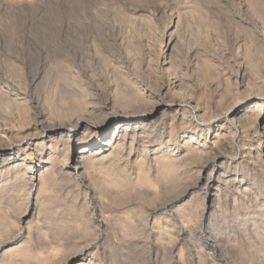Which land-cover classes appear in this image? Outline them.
<instances>
[{
    "label": "rangeland",
    "instance_id": "obj_1",
    "mask_svg": "<svg viewBox=\"0 0 264 264\" xmlns=\"http://www.w3.org/2000/svg\"><path fill=\"white\" fill-rule=\"evenodd\" d=\"M236 1L213 0V3H211L209 0H205L204 4V0H0V59L4 60L5 64L8 63L6 66H3L4 62L0 60V63L3 62L1 63L3 65L0 64V72L4 74L5 77L8 72L9 74H12V77L7 76V79L1 82L4 85L8 84L7 86H10L9 88H11L9 90L13 92L12 94H15L14 91L15 88H18L17 81L19 79H15L13 78V76L17 75L18 72L21 71L19 69L21 60H23L21 58L25 57L26 59H29L26 61V68L29 67V70H34L29 71L27 69L29 72L27 71L28 73H26V78H28L29 84H27V86L26 81L22 80L23 84L19 85V88L22 92L24 91L23 93L28 92V95L30 96L34 94L31 96V98L34 99L33 103L37 105V108L32 111L33 117L29 116L26 113L25 107H18V109L17 106H15V110L14 105H12L9 110V112L12 114V116L10 117H8L10 115L9 113V115H7L6 113L7 117H5V114H2L0 111V143L3 141L1 145L7 144L8 142V144H12L13 146L18 145V137H11V132L15 136L18 131H20L22 128H24V126L27 125L26 122L28 124H35L37 122L36 124L38 125L44 119L50 124H53L54 122V124H57L68 121V118L71 117L70 114H74L72 113L74 111L71 110V108L69 107L70 105L68 104V102H66V97H69V94H65L66 91L61 88L62 85L57 88L56 86L58 85L56 84V82H62V84L68 88V83L66 80L67 75L62 74L67 72H77L78 74H80L81 72L80 76H84V74H87L86 70L84 69L80 71L74 69V64L72 63L74 62V58L72 57V55L74 54L75 49L78 50L80 48L78 51L87 50L89 47H91L90 45H93L95 44V42L99 41L98 38H100V40L101 38L103 40L107 38V40H105L108 44L117 39V36L118 39L125 38L126 40H129L130 38H133L135 40H138L139 47H143H138V49H135V46H133L132 48L139 52L137 54L134 49H130L131 58H133V62L137 61L136 63L138 64V66L140 65L141 69L145 68L142 71L148 72L154 71L158 60H162L161 57H163V51L168 53V50L171 52L174 49L171 62L174 70L177 71L185 86V89H183L184 91L182 92L183 95L181 94V96H177V94L175 95V92L173 91L163 97L156 91H154V98L151 99V101H154L155 105L156 99L158 100L157 104L162 103L164 105H168L169 103L171 104V100H173V98L175 97L174 101H178L180 110H177V113H175L176 109H172L173 111L168 112V114L165 115L166 118L158 117L148 126L149 129L153 127V134L148 140H144L143 138H141L140 142L136 144L135 149L138 155L135 156V158L133 157L132 153V156H130L129 159L130 163L127 162V156L128 154H130L129 148L127 147L123 151L124 157L122 156V154H120L121 152L119 151L112 153L113 155L111 154L110 156H108L109 154L106 153L105 156L107 157L104 158V162L99 161L101 165L98 167L95 166L94 168L93 164L97 162L99 158H102L103 153L96 150V143L92 142L93 147H91V149L93 150V152L89 154V149H85L83 151L85 155H89L88 158L91 162H88L89 167L81 170L82 173L80 172L81 175H79V177L68 172L70 171L72 165H64V163L60 162L59 159H56L60 158L61 152L59 150L57 151V153H54L56 155H52L50 157V159L55 160H50V162H47V164H45L42 168L43 170L41 169L36 179L32 178L35 170L34 166H36L38 163L42 162L44 164V162H46L45 159L48 158L47 151L41 154V156L39 154L42 153L41 151L36 153L32 149H27L25 146H22L17 148L16 154L14 156H0V168L5 167L3 174H1L2 172H0V177L2 175V177L0 178V264H264V124H253V121L256 119L255 113H257L254 107L248 109V112H246L245 114L240 115L242 118L244 117L243 119L238 116L237 120H233L226 116L228 107L233 106V102L235 103V101H245L247 103V98H250L252 94L254 95H252L253 97L251 99H256L255 96L264 94L262 92L264 91V45L262 46V44L257 43L254 39L256 34L264 35V0H255L256 2L254 0H249L250 3L248 2V0L247 2L245 0H241V7L240 5L235 4L237 3ZM222 2L224 5L222 4ZM229 2L232 4H230ZM89 3L90 5H87ZM202 4L204 5V7ZM205 5L208 9L205 8ZM252 5L254 6L253 8L251 7ZM258 5H260L262 8ZM249 6L251 7V9ZM89 7H92V9ZM220 7H222V9ZM88 8L89 10H87ZM200 8L203 11H201ZM254 8L256 11L254 10ZM85 9L87 12L89 11L88 14L86 13ZM90 9L93 11V13ZM239 9L243 11L239 13ZM249 9L254 11H249ZM77 10L79 11L77 12ZM79 12L81 15L79 14ZM83 12H85L86 14H84ZM170 12H174L171 13L173 15H171ZM225 13H228L230 17H228L229 15ZM246 13L248 14L246 15ZM89 14L94 18L92 16L91 18ZM134 14L136 17L134 16ZM201 14L205 19L201 17ZM86 15H88L92 20L89 19ZM131 16L133 19H135L134 21ZM85 17L89 19L88 21L90 23L86 19H84ZM209 17L212 18L213 21ZM231 17L233 19L235 18V22ZM75 18L76 22L74 20ZM81 18V22L77 21ZM129 19L132 20L129 21ZM214 19L217 20L215 21L218 24H216ZM72 21L74 22L73 24L76 25L74 26L75 29L73 28ZM209 23L213 25H205ZM94 24L98 25V31L97 25L95 26ZM214 24L218 28H216ZM236 24L238 25L236 26ZM77 25H82V28H80L79 26L77 27ZM115 25L117 26V28H114L116 27ZM141 25L143 26V28ZM250 25L251 28L249 27ZM118 26L121 28L119 32H117L118 29H120ZM125 27H128L130 30H125ZM209 27H213L214 29H211ZM45 28L48 31H46ZM65 29L67 30V32ZM72 29H74L73 32L71 31ZM82 29L84 30V32ZM111 29L113 30L112 35L110 34ZM241 29L246 30L242 31ZM211 30L213 33L211 32ZM261 30L263 31V34ZM100 31L101 33H99ZM108 31L110 32L108 33ZM126 31L127 33H130L131 31L130 35L133 36L127 37L130 35L125 33ZM172 31H174L172 34L173 36L171 35ZM78 32L81 34H79ZM177 32H179L178 35L182 37H180L181 39L176 35ZM76 33H78L79 36H76ZM93 33H95L94 35L98 37L94 36ZM107 33L110 35H108ZM138 33H142L143 35L141 36L140 34L138 35L139 37H137L136 35ZM216 33L219 34H217V36L219 37H216ZM87 34H90V36ZM210 34L214 36L213 39ZM151 35L152 37L150 40ZM247 35H251L252 40L250 38L251 36L248 38V40ZM91 36H94V38H92ZM155 36L156 38L158 37V39L161 40L159 41L157 39V41L159 42H156V38H154ZM74 38L77 40H75ZM144 38L146 39V42ZM79 39L82 42H80ZM149 40L150 43L148 42ZM151 41H154L156 42V44L158 43L160 45H156L153 42L152 46ZM88 42L93 43L88 46ZM173 42L175 43L174 45L172 44ZM242 42L244 44L246 43L245 46ZM251 42L253 43L252 46ZM177 43L180 45V47ZM83 46H85V48ZM150 46L152 47L150 48ZM185 47H188L189 49H186ZM154 48L158 50L154 51ZM182 48H185L184 51L182 50ZM239 48L241 50H238L237 52V49ZM250 49L252 50L250 51ZM140 51H142L143 53ZM186 51L187 53L189 51L191 52L186 54ZM68 52H70V54ZM249 52L252 53L249 54ZM65 53L66 56L64 55ZM135 53L138 57H140V59L136 56ZM149 53L152 55H150ZM240 53L242 54V56ZM63 55L65 56V58L62 60ZM151 56L152 58H150ZM153 56H159V59H157L158 57L154 58ZM181 57L184 59H188L184 60ZM9 58H11L10 62ZM17 58L19 61L17 60ZM70 58H73L72 61ZM239 58L241 59V61ZM147 59L153 62H150ZM155 59L157 60V62ZM15 60L17 61L15 62ZM62 61L64 63H62ZM66 61H68V63H65ZM202 61L205 62L206 65L205 63H202ZM18 63L20 65H18ZM30 63H34L33 65L35 67ZM71 63L72 65H70ZM179 63H181L184 67L179 65ZM238 63L242 65L244 69H246H242V72L244 71L245 73L244 78H240L239 74L237 73L240 67ZM30 65L32 68L30 67ZM178 65L180 68H182L179 69ZM190 65H194V67ZM200 65L202 68L200 67ZM17 66H19V68ZM65 66H67L66 68L69 67L70 69L68 68V71L65 69V71ZM4 67L7 68L4 69ZM8 68L10 69L7 70ZM14 68L19 69V71H16ZM35 68L37 69L35 70ZM1 69H3L4 71L2 70V72ZM61 69L63 70L62 73ZM13 70L15 72H13ZM178 70H181V72ZM183 72L185 73V75L187 74V77ZM30 74H35V76L32 75L35 79ZM188 74L190 75V77L188 76ZM63 76L66 81L63 79ZM184 77L188 78L189 80H184ZM237 78L239 83L237 82ZM31 81H33V83ZM37 82H40V84ZM194 83L195 85L193 86ZM52 84L56 85L53 86ZM189 86L191 90H189ZM246 87H249V89ZM30 88L33 90V92ZM51 88H56L58 90L61 89L64 93L61 90L58 91L56 89H54V92ZM48 89H51V91H53L51 92L52 98H50L51 93ZM47 92L49 94H47ZM59 92H61L62 96L59 95ZM109 92L111 93L109 87H106L105 93L111 96ZM184 92L189 94H184ZM172 93H174V97L171 96ZM36 97H38V99ZM160 97L162 100L160 99ZM167 97H169L171 100L169 101V98ZM188 98L192 99L189 101ZM236 98H239V100H237ZM98 101H101L99 103L100 106L103 107L102 104L105 101L104 98H97V100H95L97 106H99ZM151 101H149V103L153 104V102ZM186 101L188 102L186 103ZM53 102L55 104H53ZM198 102H200L201 104ZM249 102L250 101H248V103ZM253 102L255 103V100H252L251 104ZM46 103H49V106H46ZM149 103L147 105V108H149L151 105ZM60 104H63L61 105L63 108L60 106ZM66 104L67 106H65ZM55 105H58L60 108L57 109L58 106ZM196 105L199 106V110H195L194 106ZM43 107L50 112H47ZM67 107H69V110H67ZM91 107L92 105L90 106V108ZM121 108L124 110V107ZM129 109L130 108H128L127 110ZM20 110L21 112H19ZM15 111H18V113ZM67 112L69 114L67 117H65L67 115ZM23 113H25L26 115H22ZM247 113L250 115H248ZM60 116L62 117V119L64 118L63 121ZM206 116L209 119H214L209 120ZM12 117L13 119H11ZM29 118L32 120H29ZM1 119L5 122H3ZM10 119L13 121H11ZM19 119L21 121H18ZM23 119L24 121H22ZM125 119H127V117H125ZM176 119L177 121H175ZM37 120L40 122H38ZM242 120L245 121L243 122ZM6 121L13 124H6ZM183 121H185V123ZM238 121L239 123L240 121H242L243 123L241 122L239 124ZM20 122H24L23 125H21L22 123ZM169 124L173 126L171 127ZM2 125H5L6 128ZM215 126H220L221 134L219 137H222L221 139L219 137H209L207 134L208 130H212ZM143 127L144 126L139 127L136 131H142L143 129H145ZM8 128L11 129L9 130ZM154 128L156 131H154ZM255 128L259 130V134L253 144V149L251 152L252 154H246L245 156L248 157L246 159V157L243 155V152H241V148H243L244 141L247 138V132L252 130V132H254L256 130ZM131 131L132 130H129V132ZM174 131L175 133L172 134ZM227 131L229 132L227 133ZM169 133L171 135H169ZM192 133H196V138L191 137ZM242 133L244 134L241 135ZM86 138L87 134L85 133V135L81 137V141ZM42 139V136L35 137L33 138V143L40 142L42 141ZM92 140L94 139L92 138ZM63 144L65 147H67V144L62 142L61 148L64 147ZM74 144L76 146L81 145V143H79L78 141H75ZM215 144H217V146ZM145 147L149 150L147 149V153L144 155V157H142V153L140 152L144 151L146 149ZM257 148L260 149L259 156L255 155V150ZM202 149L204 150L203 152ZM205 149L209 152H207ZM127 150L129 151V153ZM193 150L197 152H194ZM190 151L193 152V154H191ZM215 151H218L216 152L218 153V155L213 153ZM157 152L160 153L157 154ZM148 153L150 155H147ZM114 155L115 157H113ZM95 156L96 159L94 158ZM157 156L159 157V159H161L159 161L157 160L158 163L154 159H158ZM212 157L214 159H220L221 162H214V159ZM132 158H135L137 160L139 159L138 162L141 160L142 161L134 164ZM164 159L165 161L163 162ZM259 159H263V161ZM169 160L172 162V164ZM254 161L257 164H253ZM165 162L167 166H170L169 168L164 165ZM8 165H12L9 166L10 169L9 167H7ZM19 165L21 167H19ZM123 165L126 168H124ZM195 165H197L198 167ZM120 166H122V168ZM165 166L168 169H166ZM202 166L205 168L204 172H201ZM60 169H62V171H60ZM85 169L86 171H84V173L83 170ZM110 169L115 170V173ZM64 170L67 173L65 175V172L63 173ZM141 170L144 171H142L143 174ZM150 171L152 172L150 173ZM213 171L217 175H212ZM137 172L140 173H138L137 175ZM87 174H90V176H92V179ZM139 174L141 175V178ZM146 175H148V177ZM87 176H89V178ZM139 179H141V182L138 181ZM99 180L101 181V183ZM5 181L7 183H5ZM136 181H138L140 184H138V182ZM142 182L144 183L142 184ZM105 184H108L109 186H106ZM129 188L130 190L128 191ZM79 189H81L80 193ZM99 190H101L102 192ZM75 193L77 194V196ZM176 197L178 199H176ZM85 201H87L88 203ZM90 217L91 219H89ZM104 220L105 223L103 222ZM90 221L93 222L91 223ZM102 229L104 230V232ZM95 233L97 236L95 235Z\"/></svg>",
    "mask_w": 264,
    "mask_h": 264
},
{
    "label": "bare ground",
    "instance_id": "obj_2",
    "mask_svg": "<svg viewBox=\"0 0 264 264\" xmlns=\"http://www.w3.org/2000/svg\"><path fill=\"white\" fill-rule=\"evenodd\" d=\"M85 1V0H84ZM88 1H90V0H88ZM202 1V0H201ZM211 3H213L211 0H209ZM218 1V0H217ZM222 1V0H221ZM236 1V0H235ZM244 1V0H243ZM246 2H247V0H245ZM251 1H253V0H251ZM255 1V0H254ZM257 1V0H256ZM255 1V2H256ZM259 1V0H258ZM262 1V0H261ZM260 1V2H261ZM237 3H235L236 5H240V7H241V0L240 1H236ZM248 2L250 3V1L248 0ZM254 2V3H255ZM230 3V2H229ZM232 3H233V1H232ZM232 3H230V4H232ZM253 3V2H252ZM259 3V2H258ZM262 3V2H261ZM85 4V3H84ZM204 4H205V0H204ZM222 4H223V2H222ZM264 4V3H263ZM87 5H90V3L89 4H87ZM93 5V4H92ZM203 5V4H202ZM202 5H200V6H202ZM211 5V4H210ZM219 5V4H218ZM224 5V4H223ZM229 5V4H228ZM249 5V4H248ZM251 5V4H250ZM257 5V4H256ZM85 6V5H84ZM208 6V5H207ZM258 6H260V5H258ZM258 6H256V7H258ZM263 6V5H262ZM203 7H204V5H203ZM209 7V6H208ZM233 7H234V5H233ZM236 7V6H235ZM240 7H238V8H240ZM250 7V6H249ZM252 8L254 7L253 5L251 6ZM251 7H250V9H251ZM261 7V6H260ZM89 8H91L92 9V7H89ZM89 8L87 9V10H89ZM205 8H207L206 7V5H205ZM210 8V7H209ZM212 8V7H211ZM218 8V7H217ZM221 9H222V7H220ZM232 8V7H231ZM245 8H248V7H245ZM262 8V7H261ZM90 9V10H91ZM94 9V8H93ZM208 9V8H207ZM214 9H216V8H214ZM213 9V10H214ZM225 9V8H224ZM235 9V8H234ZM237 9V8H236ZM242 9V8H241ZM241 9H239L240 11H239V13L241 12V11H243V10H241ZM249 9V11H252V10H250ZM260 9V8H259ZM95 10V9H94ZM200 10H201V8H200ZM210 10V9H209ZM227 10V9H226ZM225 10V11H226ZM231 10V9H230ZM233 10V9H232ZM244 10H246V9H244ZM254 10H255V8H254ZM253 10V11H254ZM262 10V9H261ZM260 10V11H261ZM79 10H77V12H78ZM83 11V10H82ZM85 11H86V9H85ZM92 11V10H91ZM201 11H203V10H201ZM211 11V10H210ZM220 11V10H219ZM248 11V12H249ZM252 11V12H253ZM256 11V10H255ZM263 11V10H262ZM89 12V11H88ZM88 12L86 11V13L88 14ZM95 12V11H94ZM129 12V11H128ZM139 12V11H138ZM206 12V11H205ZM204 12V13H205ZM212 12V11H211ZM210 12V13H211ZM216 12V11H215ZM215 12H213V13H215ZM222 12V11H221ZM220 12V13H221ZM231 12V11H230ZM245 12V11H244ZM251 12V13H252ZM259 12V11H258ZM84 14H86L85 12H83ZM92 13H93V11H92ZM99 13V12H98ZM135 13V12H134ZM171 13H174V12H170V14ZM264 13V12H263ZM79 14H80V12H79ZM130 14V13H129ZM137 14V13H136ZM167 14V13H166ZM203 14V13H202ZM202 14H201V17H203L202 16ZM225 14H228V13H225ZM234 14V13H233ZM248 13H246V15H247ZM256 14V13H255ZM259 14V13H258ZM81 15V14H80ZM90 15V14H89ZM96 15V14H95ZM126 15V14H125ZM132 15V14H131ZM171 15H173V14H171ZM229 15V14H228ZM227 15V16H228ZM239 15V14H238ZM260 15H263V14H260ZM76 16H77V14H76ZM75 16V17H76ZM79 16V15H78ZM86 16H88V15H86ZM92 15H90V17H91ZM134 16H135V14H134ZM179 16V15H178ZM199 16H200V14H199ZM205 16V15H204ZM211 16V15H210ZM254 16V15H253ZM84 17V16H83ZM89 16H88V18L89 19H91ZM96 17H98V16H96ZM128 17V16H127ZM136 17V16H135ZM174 17V16H173ZM176 17V16H175ZM228 17H230V15L228 16ZM250 17V16H249ZM94 18V17H93ZM131 18H132V16H131ZM138 18V17H137ZM204 18V17H203ZM210 18V17H209ZM232 18V17H231ZM244 18H245V14H244ZM254 18H256V17H254ZM257 18H258V16H257ZM84 19H86L87 21L89 20V19H87L86 17L84 18ZM83 19V20H84ZM133 19V18H132ZM131 19V20H132ZM141 19V18H140ZM179 19H180V17H179ZM199 19H200V17H199ZM205 19V18H204ZM212 21H213V19L212 18H210ZM217 19V18H216ZM216 19H214V21L216 20ZM233 19V18H232ZM235 19V18H234ZM233 19V20H234ZM75 20V22H76V18L74 19ZM92 20V19H91ZM130 19H129V21H131ZM135 19H133V21H134ZM232 20V21H233ZM77 21H82V18L81 19H78ZM85 21V20H84ZM140 21V20H139ZM177 21V20H176ZM175 21V22H176ZM201 21H202V18H201ZM204 21H206V20H204ZM204 21H203V23H204ZM217 21V20H216ZM215 21V22H216ZM238 21V20H237ZM243 21H245V20H243ZM248 21H249V19H248ZM250 21H252V20H250ZM79 22V23H80ZM89 22V21H88ZM169 22H170V20H169ZM178 22V21H177ZM234 22H235V20H234ZM74 22L72 21V24H73ZM78 23V24H79ZM84 23V22H83ZM90 23V22H89ZM126 23V22H125ZM134 23V22H133ZM138 23V22H137ZM207 23V22H206ZM239 23V22H238ZM77 24V23H76ZM85 24V23H84ZM169 24V23H168ZM176 24H178V23H176ZM216 24H218L217 22H216ZM233 24V23H232ZM235 24V23H234ZM83 25V24H82ZM82 25H77V27L79 26L80 28H82L81 26ZM93 25V24H92ZM95 25V24H94ZM97 25V24H96ZM95 25V26H96ZM125 25V24H124ZM178 25H180V24H178ZM205 25H207V26H210L211 24L209 23V24H205ZM213 25V24H212ZM211 25V26H212ZM215 25V24H214ZM238 24H236V26H237ZM247 25V24H246ZM254 25V24H253ZM74 26H76V25H74L73 24V28H74ZM84 26V25H83ZM116 26V25H115ZM127 26V25H126ZM142 26V25H141ZM141 26H140V28H141ZM146 26V25H145ZM207 26H205V27H207ZM216 26V25H215ZM243 26V25H242ZM257 26V25H256ZM90 27V26H89ZM93 27V26H92ZM91 27V28H92ZM103 27V26H102ZM105 27V26H104ZM109 27V26H108ZM119 27V26H118ZM129 27H131V26H129ZM137 27V26H136ZM167 27V26H166ZM204 27V28H205ZM240 27H241V24H240ZM240 27H239V29H240ZM246 27V26H245ZM248 27V26H247ZM250 28H251V25L249 26ZM106 28V27H105ZM110 28V27H109ZM108 28V29H109ZM114 28H117V26L116 27H114ZM120 28V27H119ZM142 28H143V26H142ZM168 28V27H167ZM174 28H176V27H174ZM180 28V27H179ZM209 28H211V27H209ZM208 28V29H209ZM213 28V27H212ZM211 28V29H212ZM216 28H218L217 26H216ZM215 28V29H216ZM244 28V27H243ZM46 29V28H45ZM44 29V30H45ZM64 29V28H63ZM69 29V28H68ZM75 29V28H74ZM74 29H72L71 31L73 32V30ZM93 29V28H92ZM95 29V28H94ZM126 29H129L128 27L126 28L125 27V30ZM136 29H138V28H136ZM207 29V30H208ZM214 29V28H213ZM254 29H255V27H254ZM66 30V29H65ZM70 30V29H69ZM83 30V29H82ZM99 30V27H98V25H97V31ZM117 30V29H116ZM119 30H121V28L120 29H118V31L117 32H119ZM124 30V31H125ZM130 30V29H129ZM129 30H127V31H129ZM135 30V29H134ZM178 30V29H177ZM180 30V29H179ZM181 30H182V28H181ZM217 30V29H216ZM242 31L244 30H246V29H241ZM250 30V29H249ZM46 31H48L47 29H46ZM77 31V30H76ZM75 31V32H76ZM79 31V30H78ZM80 31H81V29H80ZM79 31V32H80ZM90 31H92V30H90ZM95 31V30H94ZM97 31H96V33H97ZM102 31V30H101ZM101 31L99 32V33H101ZM107 31V30H106ZM112 29H111V35L113 34L112 33ZM115 31V30H114ZM127 31L125 32V33H127ZM132 31H133V29H132ZM149 31V30H148ZM248 31V30H247ZM262 31V30H261ZM65 32V31H64ZM66 32H67V30H66ZM78 32V33H79ZM83 32H84V30H83ZM83 32H82V34H83ZM89 32V31H88ZM87 32V33H88ZM104 32V31H103ZM110 31H108V33H109ZM121 32V31H120ZM134 32V31H133ZM137 32V31H136ZM173 32L174 31H172V33H171V35L173 34ZM208 32V31H207ZM211 32H212V30H211ZM240 32V31H239ZM250 32H251V30H250ZM256 32V31H255ZM78 33H76V36L78 35ZM90 33V32H89ZM107 33V34H108ZM116 33V32H115ZM130 33H131V31H130ZM130 33H127V34H129L130 35ZM143 33V32H142ZM142 33H140L141 34V36L143 35ZM165 33V32H164ZM178 33L179 32H177V36H179L178 35ZM213 33V32H212ZM215 33V32H214ZM219 33V32H218ZM218 33H216V37H219V36H217V34ZM252 33V32H251ZM257 33V32H256ZM79 34H81V33H79ZM95 33H93V35H94ZM110 34H108V35H110ZM121 34V33H120ZM133 34V33H132ZM134 34H135V32H134ZM139 33L136 35L137 37H139L138 35H140ZM145 34V33H144ZM238 34V33H237ZM240 34V33H239ZM248 34V33H247ZM254 34V33H253ZM252 34V35H253ZM262 34H263V31H262ZM87 35H89L90 36V34H87ZM100 35V34H99ZM115 35V34H114ZM117 35V34H116ZM147 35V34H146ZM163 35V34H162ZM166 35V34H165ZM170 35V36H171ZM206 35H207V33H206ZM209 35V34H208ZM219 35V34H218ZM241 35V34H240ZM73 36H75V35H73ZM79 36V35H78ZM81 36H83V35H81ZM80 36V37H81ZM94 36H96V35H94ZM94 36L92 37V38H94ZM122 36V35H121ZM126 36V35H125ZM133 36V35H132ZM131 35L130 36H127V37H132ZM135 36V37H136ZM157 36V35H156ZM156 36L154 37V38H156ZM164 36V35H163ZM173 36V35H172ZM210 36H212L211 34H210ZM248 36V35H247ZM251 36V35H250ZM250 36H248L247 37V39L250 37ZM87 37V36H86ZM96 37H98V36H96ZM106 37V36H105ZM104 37V38H105ZM111 37H113V36H111ZM123 37V36H122ZM146 37V36H145ZM148 37H149V35H148ZM151 37H152V35L150 36V40H151ZM166 37V36H165ZM176 37V36H175ZM181 36H179V38H180ZM213 37L214 36H212V39H213ZM76 38V37H75ZM74 38V39H75ZM82 38V37H81ZM84 38V37H83ZM90 38V37H89ZM91 38V39H92ZM116 38V37H115ZM114 38V39H115ZM161 38V37H160ZM170 38V37H169ZM182 38V37H181ZM180 38V39H181ZM208 38V37H207ZM245 38V37H244ZM251 38V40H252V36L250 37ZM95 39H97V38H95ZM95 39H93V40H95ZM99 39V41L98 42H95V41H93V42H95V44H93V45H90L91 43H93V42H91V43H89L88 42V46L90 45L91 47H89L87 50H85V51H78L77 49H75V52H74V54L72 55V57L74 58H72L73 60H74V62H72L74 65H73V67H74V69H77V70H82V69H84V70H86V75L84 74V76H80L81 75V72H80V74H78L77 72L76 73H74V72H70V73H64V74H62V75H67V78H66V80H67V86H68V88L66 87V86H64L63 84H62V82L60 83V82H56V84L58 85V86H56L57 88H59L61 85V88L64 90V91H66L65 92V94L66 93H68L69 95V97H66V99L68 100H66V102H68V104L70 105L69 107L71 108V110H73L74 112H72V113H74V114H70L71 115V117L70 118H68V121L67 122H61V123H57V124H50V123H48L45 119L44 120H42L41 122L40 121H38V122H40L38 125L35 123V124H28L27 122H26V126H24V128H22L20 131H18V133L17 134H15V136L12 134V132H11V137H18L17 138V144L18 145H16V146H13L12 144H4V145H1V143L3 142H1L0 143V156L1 157H4L5 155H9V156H14L15 154H16V151H17V148H19V147H22V146H25L27 149L29 148V149H32L34 152H42V153H39L40 155L41 154H43L45 151H47V157L48 158H46L45 160H46V162H44V164L41 162V163H38L36 166H34V173H33V175H32V178H36L37 179V176L39 175V173H40V171H41V169L44 167V165L45 164H47V162H50V160H52V159H50V157L52 156V155H56V154H54V153H57V151H59L60 150V152H61V155H60V158H56L57 160L59 159L60 160V162H62V163H64V165H68V166H70V165H72L71 166V168H70V171H68V172H70L72 175H75V176H78L79 177V175H81L80 174V172L82 173V169H84V168H86V167H89L88 165V162H91L90 160H89V158H88V156L87 155H85L84 154V150L85 149H89V154H91L92 152H93V150L91 149V147H93V145H92V142H95L96 143V146H97V149L96 150H98L99 152H101V153H103V156H102V158H99V160L97 161V162H95L94 164L93 163H91V164H93V166H94V168H95V166L96 167H98V166H100L101 164H100V162L99 161H103L104 160V158L105 157H107V156H105V154L106 153H108L109 155L108 156H110L112 153H114V152H116V151H119V152H121L120 154H122V156L124 157V155H123V151L125 150V148H129V151H130V154H128V156H127V158H128V163H130L129 162V159H130V156H132V153H133V157H135V156H137L138 155V153H137V151H136V149H135V146H136V144L138 143V142H140V140H141V138H143L144 140H148L151 136H152V134H153V127H151V129H149L148 128V126L154 121V120H156V118H158V117H165V115L166 114H168V112H171V111H173L172 109H176V112L175 113H177V110H180V106H179V103H178V101H174V99H175V97L173 96V94L174 93H172V95L171 96H173L172 98H173V100H171L169 97H167V98H169V101L171 100V104L169 103L168 105H164V104H162V103H158L157 104V99H156V105L154 104V101H151V99H153L154 98V91H156L159 95H161V96H165V95H167L168 93L170 94L171 92H175V95L177 94V96H181V94H182V92L184 91L183 89H185L184 87V83L182 82V80H181V78L179 77V74L177 73V71H175L174 70V67H173V65H172V62H171V58H172V54H173V50L170 52L169 50H168V53L167 52H164L163 51V57H161L162 58V60H158V62H157V60H156V62H157V64H156V68L154 69V71H152V72H148V71H142V70H144L145 68H142L141 69V67H140V65L138 66V64L136 63V62H133L132 61V59L133 58H131V50L130 49H138V47H139V41L138 40H135V39H129V40H126L125 38H119L118 39V36H117V39H113L114 41H112L110 44H108L107 42H106V40H107V38H105L104 40L101 38V40H100V38H98ZM112 39V38H111ZM139 39V38H138ZM143 39V38H142ZM145 39V38H144ZM148 39V38H147ZM157 39H158V37L156 38V42H159L161 39H158L159 41H157ZM162 39H163V37H162ZM171 39V38H170ZM176 39V38H175ZM209 39H210V37H209ZM217 39V38H216ZM255 40H256V42L257 43H260V44H262V46L264 45V35H261V34H256V36H255V38H254ZM253 39V40H254ZM75 40H77V39H75ZM82 40V39H81ZM109 40V39H108ZM150 40L148 41L149 43H150ZM152 40H154V39H152ZM166 40V39H165ZM177 40H179V39H177ZM237 40V39H236ZM240 40V39H239ZM249 40V39H248ZM247 40V41H248ZM79 41H80V39H79ZM91 41V40H90ZM97 41V40H96ZM170 41V40H169ZM169 41H167V42H169ZM232 41V40H231ZM247 41H245V42H247ZM76 42V41H75ZM80 42H82V41H80ZM80 42H79V44H80ZM142 42V41H141ZM145 42H146V39H145ZM154 42V41H153ZM153 42L151 41V43H152V46H153ZM156 42H154L155 44H156ZM172 42V41H171ZM176 42V41H175ZM236 42V41H235ZM234 42V43H235ZM73 43H74V41H73ZM161 43H163V42H161ZM243 43V42H242ZM249 43H250V41H249ZM83 44V43H82ZM141 44V43H140ZM173 45L175 44L174 42L172 43ZM178 44V43H177ZM246 44V43H245ZM245 44L243 43V45L245 46ZM252 42H251V46H252ZM76 45V44H75ZM74 45V46H75ZM142 45V44H141ZM147 45H149V44H147ZM156 45H160V44H156ZM162 45V44H161ZM164 45V44H163ZM179 45V44H178ZM234 45V44H233ZM247 45H248V43H247ZM78 46H80V45H78ZM133 46H135L134 48H132ZM152 46H150V48L152 47ZM184 46V45H183ZM238 46V45H237ZM239 46H240V44H239ZM84 48H85V46H83ZM143 47V46H142ZM142 47H139V48H142ZM145 47H146V45H145ZM145 47H144V49H145ZM161 47V46H160ZM176 47V46H175ZM174 47V48H175ZM179 47H180V45H179ZM179 47H177V48H179ZM248 47V46H247ZM75 48V47H74ZM73 48V49H74ZM159 48V47H158ZM186 48V47H185ZM184 48V49H185ZM188 48V47H187ZM186 48V49H187ZM191 48V47H190ZM236 48H238V47H236ZM245 48V47H244ZM243 48V49H244ZM250 48V47H249ZM248 48V49H249ZM134 49V50H135ZM184 49L182 48V50L184 51ZM189 49V48H188ZM72 50V49H71ZM70 50V51H71ZM77 50V51H76ZM84 50V49H83ZM139 50H141V49H139ZM143 50V49H142ZM154 51L155 50H158V49H153ZM160 50V49H159ZM171 50V49H170ZM177 50V49H176ZM238 50H241L240 48L239 49H237V52H238ZM252 49H250V51H251ZM264 50V49H263ZM262 50V51H263ZM133 51V50H132ZM136 51V50H135ZM144 51V50H143ZM146 51H148V50H146ZM181 51V50H180ZM244 51V50H243ZM254 51V50H253ZM134 52V51H133ZM137 52V51H136ZM139 52V51H138ZM138 52H137V54H138ZM140 52H142V51H140ZM153 52V51H152ZM176 52V51H175ZM189 52H191V51H189ZM188 52V53H189ZM264 52V51H263ZM67 53V52H66ZM66 53L64 54L65 56H66ZM69 54H70V52H68ZM143 53V52H142ZM142 53H139V54H142ZM155 53V52H154ZM177 53V52H176ZM175 53V54H176ZM179 53V52H178ZM186 54H188L187 53V51L185 52ZM252 53V52H251ZM250 52H249V54H251ZM259 53V52H258ZM262 53V52H261ZM260 53V54H261ZM136 54V53H135ZM137 54H136V56H137ZM150 54V53H149ZM182 54V53H181ZM193 54V53H192ZM238 54V53H237ZM241 54V53H240ZM62 56L63 58H62V60L65 58V56ZM145 55V54H144ZM150 55H152V54H150ZM155 55V54H154ZM183 55V54H182ZM264 55V54H263ZM262 55V56H263ZM133 56V55H132ZM143 56V55H142ZM176 56H178V55H176ZM175 56V57H176ZM189 56V55H188ZM241 56H242V54H241ZM71 57V56H70ZM138 57V56H137ZM144 57V56H143ZM148 57V56H147ZM154 58H156V57H158L157 59H159V56H153ZM184 57V56H183ZM214 57V56H213ZM264 57V56H263ZM8 58V57H7ZM68 58H69V56H68ZM68 58H66V59H68ZM139 59H140V57H138ZM145 58V57H144ZM149 58V57H148ZM150 58H152V56L150 57ZM182 58V57H181ZM10 59L11 58H9V62H10ZM20 59V58H19ZM21 59H23V60H21V65L18 63V65H20V68H19V66H17L21 71L20 72H18V74L17 75H14L13 76V78H15V79H19L17 82H18V88H15V91H14V93L15 94H12L13 92L12 91H10L9 89H11V88H9L10 86H7V85H4L1 81H5L7 78V76H9V77H12V74H9V72L7 71V70H9L10 68H8L6 71L8 72V74L6 75V77L4 76V74H2L1 72H0V111H1V113L2 114H5V117H7L6 116V113H7V115H9L8 117H10V116H12V114L9 112V110H10V107L12 106V105H14V108H15V106H17V108L18 107H25V109H26V113L29 115V116H32V111L33 110H35L36 108H37V105H35L34 103H33V98H31V96L32 95H34V94H32L31 96L30 95H28V92H25V93H23L22 91H21V89L19 88V85H21V84H23V81L25 80L26 81V85L27 84H29L28 83V78H26V73H28L30 70L28 69V68H26V61L27 60H29V59H26L25 57L24 58H21ZM65 59V60H66ZM71 59V58H70ZM72 59H71V61H72ZM173 59H174V57H173ZM177 59V58H176ZM179 59V58H178ZM182 59H184V58H182ZM186 59H188V58H186ZM186 59H184V60H186ZM240 59V58H239ZM0 60H2V59H0ZM7 60V59H6ZM17 60H18V58H17ZM17 60H15V62L17 61ZM138 60V59H137ZM143 60V59H142ZM147 60H149V59H147ZM147 60H146V62H147ZM154 60V61H155ZM184 60H183V62H184ZM211 60H213V59H211ZM3 62H4V60H2ZM19 61V60H18ZM32 61V60H31ZM70 61V62H71ZM140 61V60H139ZM144 61V60H143ZM150 61V60H149ZM201 61V60H200ZM199 61V62H200ZM206 61V60H205ZM209 61V60H208ZM240 61H241V59H240ZM261 61H262V59H261ZM3 62H1V63H3ZM37 62H39V61H37ZM36 62V63H37ZM142 62V61H141ZM150 62H153V61H150ZM182 62V61H181ZM246 62V61H245ZM244 62V63H245ZM0 63V64H1ZM62 63H64L63 61H62ZM65 63H68V61H66ZM72 63L70 64V65H72ZM187 63H189V62H187ZM202 63H205V62H203L202 61ZM240 63H242V62H240ZM248 63V62H247ZM8 64V63H7ZM7 64H5V62H4V65L3 64H1V65H3V66H6ZM13 64V63H12ZM31 65H33L32 63H30ZM38 64V63H37ZM147 64H148V62H147ZM197 64V63H196ZM208 64V63H207ZM239 64V63H238ZM0 65V66H1ZM11 65V64H10ZM14 65V64H13ZM12 65V66H13ZM28 65V64H27ZM31 65H30V67H31ZM39 65V64H38ZM64 65V64H63ZM67 65V64H66ZM69 65V64H68ZM142 65H143V63H142ZM141 65V66H142ZM179 65H181V66H183L181 63H179ZM179 65H178V67H179ZM205 65H206V63H205ZM240 65V64H239ZM245 65V64H244ZM34 66V65H33ZM190 66H192V65H190ZM8 67V66H7ZM7 67H4V69H6ZM35 67V66H34ZM33 67V68H34ZM67 66H65V68H64V70L66 69L67 71H68V68H66ZM145 67H147V66H145ZM149 67V66H148ZM150 67H151V64H150ZM153 67V66H152ZM178 67H177V69H178ZM184 67V66H183ZM188 67V66H187ZM192 67H194V65L192 66ZM197 67V66H196ZM196 67H195V69H196ZM200 67H201V65H200ZM213 67V66H212ZM239 67V66H238ZM237 67V68H238ZM32 68V67H31ZM37 68H38V66H37ZM37 68H35V70L37 69ZM182 68V67H181ZM180 67H179V69H181ZM202 68V67H201ZM246 68V67H245ZM13 69V68H12ZM15 69V68H14ZM19 69H15L16 71H19ZM29 71H28V70ZM70 69V68H69ZM147 69V68H146ZM149 69V68H148ZM152 69V68H151ZM188 69V68H187ZM186 69V70H187ZM242 69L243 70H246V69H244V67L242 66V65H240V67H239V70H238V74H239V76H240V78H244L245 77V73H244V71L242 72ZM247 69H248V67H247ZM3 69H1V71H2ZM34 69H32L31 71H33ZM65 70V71H66ZM194 70V69H193ZM192 70V71H193ZM201 70V69H200ZM4 71V70H3ZM2 71V72H3ZM28 71V72H27ZM62 69H61V73H62ZM72 71V70H71ZM78 71V72H79ZM178 71H180L181 72V70H178ZM11 72V71H10ZM13 72H15L14 70H13ZM38 72V71H37ZM187 72V71H186ZM189 72V71H188ZM60 73V72H59ZM184 73V72H183ZM236 73V74H237ZM251 73V72H250ZM182 74V73H181ZM237 74V75H238ZM31 75V74H30ZM29 75V76H30ZM33 75V74H32ZM31 75V76H32ZM184 75H185V73H184ZM183 75V76H184ZM187 75V74H186ZM185 75V76H186ZM232 75V74H231ZM236 75V76H237ZM33 76H35V74L33 75ZM32 76V77H33ZM188 76L190 77V75L188 74ZM235 76V77H236ZM39 77V76H38ZM59 77V76H58ZM187 77V76H186ZM192 77V76H191ZM234 77V78H235ZM13 78H12V80H13ZM34 78V77H33ZM193 78V77H192ZM230 78V77H229ZM262 78V77H261ZM14 79V80H15ZM29 79H32V78H29ZM35 79V78H34ZM63 79H64V76H63ZM182 79H183V77H182ZM185 79H188V78H185L184 77V80ZM197 79V78H196ZM232 79V78H231ZM236 79V78H235ZM235 79H234V81H235ZM11 80V79H10ZM23 80V81H22ZM60 80H62V79H60ZM65 80V79H64ZM65 80V81H66ZM183 80V81H184ZM189 80V79H188ZM35 81V80H34ZM39 81V80H38ZM56 81V80H55ZM247 81V80H246ZM32 83H33V81H31ZM193 82V81H192ZM195 82V81H194ZM237 82H238V78H237ZM6 83V82H5ZM7 83H8V81H7ZM9 83H10V81H9ZM12 83V82H11ZM36 83V82H35ZM37 83H39L40 84V82H37ZM186 83V82H185ZM196 83V82H195ZM195 83L193 84V86L195 85ZM239 83V82H238ZM252 83V82H251ZM15 84V83H14ZM56 84H52L53 86H55ZM65 84V83H64ZM237 84V83H236ZM247 84H248V82H247ZM10 85V84H9ZM48 85V84H47ZM238 85H240V84H238ZM13 86V85H12ZM28 86V85H27ZM35 86V85H34ZM38 86V85H37ZM50 86H51V84H50ZM49 86V87H50ZM52 86V87H53ZM186 86H187V84H186ZM16 87V86H15ZM106 87H109V89H110V91H111V96H109V94L107 95L106 93H105V88ZM155 87V88H154ZM241 87V86H240ZM245 87V86H244ZM262 87V86H261ZM33 88H35V87H33ZM70 88V89H69ZM154 88V89H153ZM189 88H190V86H189ZM198 88V87H197ZM228 88V87H227ZM238 88V87H237ZM246 88H248L249 89V87H246ZM13 89V88H12ZM31 89V88H30ZM52 89V88H51ZM51 89H48V90H50V93L51 92H53L54 91V89H56V88H53L52 90L53 91H51ZM188 89V88H187ZM236 89V88H235ZM28 90V89H27ZM32 90V89H31ZM56 90H58V89H56ZM59 90H61V89H59ZM58 90V91H59ZM107 90V89H106ZM189 90H191V88L189 89ZM197 90V89H196ZM229 90V89H228ZM237 90V89H236ZM246 90V89H245ZM26 91V90H25ZM58 91H56V92H58ZM62 91V90H61ZM109 91V90H108ZM186 91H188V90H186ZM203 91V90H202ZM32 92H33V90H32ZM49 92V91H48ZM47 92V94H49ZM55 92V91H54ZM63 92V91H62ZM263 93H264V91H262ZM60 93V94H59ZM59 93H57V94H59V95H61V92H59ZM64 93V92H63ZM62 93V94H63ZM246 93V92H245ZM252 93V92H251ZM56 94V95H57ZM157 94V95H158ZM184 94H189V93H185L184 92ZM194 94V93H193ZM236 94V93H235ZM249 94V93H248ZM58 95V96H59ZM183 95V94H182ZM196 95V94H195ZM252 95H254V94H252ZM250 96V98H247L248 99V101H250L249 103H248V101H247V103L244 101V102H237V101H235V103L233 102V106H229L228 107V110H227V112H226V109H225V112H226V116L227 117H229V118H231V119H233V120H237V117L238 116H240V115H243V114H245L246 112H248L247 110L248 109H250L251 107H254V109L257 111V113H255L256 114V117L255 116H253V117H255L256 119L253 121V119H252V121H253V124H258V123H261V124H264V94L263 95H260V96H258L257 94V96H255L256 97V99H251L253 96ZM52 96V93H51V95H50V98H52L51 97ZM62 96V95H61ZM63 96H65V95H63ZM186 96V95H185ZM191 96V95H190ZM246 96V95H245ZM248 96V95H247ZM38 97H40V96H38ZM38 97H36L37 99H38ZM56 97V96H55ZM189 97V96H188ZM235 97H236V95H235ZM238 97H239V95H238ZM45 98V97H44ZM61 98V97H60ZM97 98L98 99H101V98H104V103L102 104L103 105V107H101L100 106V103L99 102H101V101H98V103H99V106H97V103L95 102V100H97ZM179 98V97H178ZM185 98V97H184ZM263 98V99H262ZM47 99V98H46ZM45 99V100H46ZM55 99V98H54ZM160 99H161V97H160ZM192 99V98H191ZM190 98H188V100L190 101L191 100ZM237 100H239V98H236ZM235 99V100H236ZM48 100V99H47ZM53 100V99H52ZM57 100V99H56ZM55 100V101H56ZM162 100V99H161ZM164 100V99H163ZM176 100H177V98H176ZM187 100V99H186ZM252 100L254 101L255 100V103L253 102L252 104H251V102H252ZM39 101H41V100H39ZM60 101V100H59ZM58 101V102H59ZM64 101H65V98H64ZM149 101H151V102H153V104H151V103H149ZM180 101V100H179ZM241 101V100H240ZM45 102V101H44ZM47 102H49V101H47ZM165 102V101H164ZM188 101H186V103H187ZM42 103H43V101H42ZM96 103V104H95ZM148 103L149 104H151V105H153V106H151L150 105V107L149 108H147V105H148ZM185 103V104H186ZM197 103V102H196ZM198 103H200V102H198ZM41 104V103H40ZM47 104V103H46ZM49 104V103H48ZM46 105V106H49V105ZM51 104V103H50ZM53 104H55L54 102H53ZM201 104V103H200ZM61 105H63V104H60V106ZM92 105V107L90 108V106ZM199 105V104H198ZM198 105H196V106H194V108H195V110H199L200 108H199V106ZM45 106V105H44ZM52 106V105H51ZM50 106V107H51ZM55 106H58V105H55ZM65 106H67V104L65 105ZM120 106V107H119ZM182 106V105H181ZM190 106V105H189ZM226 106V105H225ZM62 107V106H61ZM69 107H67L68 109L67 110H69ZM121 107H124V110L121 108ZM128 109V108H130L129 110H127L126 108ZM202 107V106H201ZM13 108V107H12ZM44 108V107H43ZM58 108H60L59 106L57 107V109ZM63 108V107H62ZM65 108V107H64ZM190 108V107H189ZM193 108V107H192ZM227 108V107H226ZM19 109V108H18ZM21 109V108H20ZM40 109V108H39ZM46 111H47V109L46 108H44ZM56 109V108H55ZM12 110V109H11ZM15 110H16V108H15ZM24 110V109H23ZM49 110V109H48ZM60 110V109H59ZM64 110V109H63ZM66 110V109H65ZM66 110V111H67ZM182 110V109H181ZM202 110V109H201ZM204 110V109H203ZM15 112H17L18 113V111H15ZM19 112H21V110L19 111ZM47 112H50V111H47ZM65 112V111H64ZM201 112V111H200ZM205 112V111H204ZM217 112V111H216ZM9 113V114H8ZM13 113V112H12ZM57 113V112H56ZM63 113V112H62ZM61 113V114H62ZM66 113V112H65ZM183 113V112H182ZM181 113V114H182ZM203 113V112H202ZM254 113V112H253ZM253 113H252V115H253ZM20 114V113H19ZM25 113H23L22 115H24ZM36 114H37V112H36ZM43 114H45V113H43ZM49 114V113H48ZM68 112H67V115L65 116V117H67L68 116ZM173 114V113H172ZM185 114V113H184ZM192 114V113H191ZM201 114V113H200ZM248 114V113H247ZM254 114V115H255ZM1 115V114H0ZM26 115V114H25ZM176 115V114H175ZM196 115V114H195ZM206 115V114H205ZM248 115H250V114H248ZM247 115V116H248ZM14 116V115H13ZM37 116V115H36ZM57 116V115H56ZM58 116H59V114H58ZM127 117V119H125V117ZM177 116V115H176ZM185 116V115H184ZM210 116V115H209ZM225 116V117H226ZM17 117V116H16ZM23 117V116H22ZM21 117V118H22ZM24 117H27V116H24ZM33 117V116H32ZM31 117V118H32ZM38 117V116H37ZM36 117V118H37ZM62 117H63V115H62ZM62 117L60 116V118L62 119ZM178 117V116H177ZM202 117H203V114H202ZM207 117V116H206ZM241 117V116H240ZM252 117V118H253ZM20 118V117H19ZM59 118V117H58ZM162 118H161V120H162ZM166 118V117H165ZM171 118H172V116H171ZM205 118V117H204ZM208 118V117H207ZM221 118V117H220ZM242 118V117H241ZM244 118V117H243ZM242 118V119H243ZM6 119V118H5ZM11 119H13V117L11 118ZM10 119V120H11ZM16 119H18V118H16ZM16 119H15V121H16ZM27 119V118H26ZM48 119V118H47ZM61 119H60V121H61ZM64 119V118H63ZM63 119H62V121H63ZM66 119V118H65ZM183 119V118H182ZM181 119V120H182ZM185 119V118H184ZM209 119V118H208ZM210 119H212V118H210ZM209 119V120H210ZM214 119V118H213ZM212 119V120H213ZM225 119V118H224ZM2 120V119H1ZM29 120H32V119H30L29 118ZM54 120V119H53ZM180 120V119H179ZM189 120V119H188ZM194 120V119H193ZM192 120V121H193ZM227 120V119H226ZM232 120V121H233ZM246 120H247V118H246ZM3 121V120H2ZM8 121H9V119H8ZM11 121H13V120H11ZM18 121H21L20 119L18 120ZM22 121H24V119L22 120ZM34 121V120H33ZM52 121V120H51ZM56 121V120H55ZM60 121H58V122H60ZM160 121V120H159ZM175 121H177V119L175 120ZM243 122L245 121V120H242ZM242 121H240V123L242 122ZM249 121H250V119H249ZM3 122H5V121H3ZM29 122V121H28ZM32 122V121H31ZM158 122V121H157ZM170 122V121H169ZM173 122V121H172ZM179 122V121H178ZM184 123H185V121H183ZM187 122V121H186ZM204 122V121H203ZM226 122V121H225ZM234 122V121H233ZM242 122V123H243ZM7 123H11V122H7L6 121V124ZM20 123H22L21 125H23V123L24 122H20ZM164 123V122H163ZM190 123V122H189ZM193 123V122H192ZM205 123V122H204ZM238 123H239V121H238ZM239 123V124H240ZM246 123V122H245ZM247 123H250V122H247ZM3 124V123H2ZM11 124H13V123H11ZM15 124V123H14ZM161 124V123H160ZM166 124V123H165ZM177 124V123H176ZM218 124H219V122H218ZM17 125V124H16ZM20 125V126H21ZM170 125V124H169ZM186 125V124H185ZM194 125H196V124H194ZM222 125H224V124H222ZM230 125V124H229ZM233 125V124H232ZM231 125V126H232ZM235 125V124H234ZM238 125V124H237ZM242 125V124H241ZM243 125H245V124H243ZM2 126H5V125H2ZM9 126V125H8ZM11 126V125H10ZM15 126V125H14ZM141 126H144L143 128H145V129H143L142 131H140V132H137L136 130L139 128V127H141ZM171 127L173 126V125H170ZM182 126V125H181ZM264 126V125H263ZM16 127V126H15ZM18 127V126H17ZM22 127V126H21ZM157 127V126H156ZM224 127V126H223ZM237 127V126H236ZM240 127V126H239ZM242 127V126H241ZM4 128V127H3ZM5 128H6V126H5ZM158 128H159V126H158ZM176 128V127H175ZM185 128V127H184ZM193 128V127H192ZM225 128V127H224ZM254 128V127H253ZM252 128V129H253ZM258 128V127H257ZM264 128V127H263ZM9 129V128H8ZM11 129V128H10ZM9 129V130H10ZM14 129V128H13ZM200 129H202V128H200ZM230 129V128H229ZM231 129H232V127H231ZM256 129V128H255ZM2 130V129H1ZM6 130V129H5ZM129 130H132L131 132H129ZM159 130V129H158ZM163 130V129H162ZM170 130H172V129H170ZM176 130V129H175ZM236 130V129H235ZM246 130V129H245ZM154 131H156L155 130V128H154ZM232 131V130H231ZM234 131V130H233ZM253 131V130H252ZM252 131H248L247 132V135H246V140L244 141V144H243V148H241V152H243V155L245 156L246 154H252L251 152H252V149H253V144H254V142H255V140L257 139L256 137H258V134H259V130L258 129H256L254 132H252ZM263 131V130H262ZM203 132V131H202ZM229 131H227V133H228ZM241 132V131H240ZM16 133V132H15ZM85 133L87 134V138L86 139H84V140H82L81 141V137H83V135H85ZM160 133V132H159ZM175 133V131L172 133V134H174ZM232 133V132H231ZM237 133V132H236ZM184 134V133H183ZM203 134V133H202ZM208 136L209 137H219L220 136V134H221V129H220V126H215V127H213V129L212 130H208ZM223 134V133H222ZM230 134V133H229ZM244 133H242L241 135H243ZM263 134V133H262ZM5 135V134H4ZM164 135V134H163ZM169 135H171L170 133H169ZM2 136H3V133H2ZM38 136H42L43 137V139H42V141H40V142H34L33 143V138H35V137H38ZM161 136V135H160ZM196 136V133H192V138L194 137V138H196L195 137ZM238 136V135H237ZM8 137V136H7ZM7 137H5V138H7ZM10 137V138H11ZM158 137H159V135H158ZM190 137V138H191ZM198 137V136H197ZM200 137V136H199ZM224 137V136H223ZM227 137H229V136H227ZM231 137V136H230ZM9 138V139H10ZM92 138L94 139V140H92ZM154 138V137H153ZM157 138V137H156ZM179 138V137H178ZM207 138V137H206ZM220 138V137H219ZM222 138V137H221ZM220 138V139H221ZM234 138H236V137H234ZM250 138V139H249ZM262 138V137H261ZM260 138V139H261ZM215 139V138H214ZM229 139V138H228ZM232 139H233V137H232ZM2 140V139H1ZM8 140V139H7ZM14 140V139H13ZM13 140H12V142H13ZM156 140V139H155ZM177 140V139H176ZM186 140V139H185ZM189 140V139H188ZM194 140V139H193ZM192 140V141H193ZM197 140V139H196ZM240 140V139H239ZM5 141V140H4ZM10 141V140H9ZM75 141H78L79 143H81V145L80 146H76L75 144H74V142ZM143 141V140H142ZM154 141V140H153ZM187 141V140H186ZM217 141V140H216ZM220 141V140H219ZM228 141V140H227ZM231 141V140H230ZM16 142V141H15ZM66 143L67 144V147H65L64 146V144H63V146L64 147H62L61 148V143ZM144 142V141H143ZM149 142V141H148ZM171 142V141H170ZM183 142V141H182ZM200 142V141H199ZM202 142V141H201ZM214 142V141H213ZM233 142V141H232ZM240 142V141H239ZM142 143V142H141ZM173 143H175V142H173ZM189 143V142H188ZM192 143V142H191ZM215 143V142H214ZM220 143V142H219ZM231 143V142H230ZM143 144V143H142ZM153 144V143H152ZM180 144V143H179ZM206 144V143H205ZM216 146H217V144H215ZM223 145V144H222ZM18 146V147H17ZM143 146V145H142ZM183 146V145H182ZM185 146V145H184ZM193 146V145H192ZM255 146V145H254ZM258 146V145H257ZM25 147H24V149H25ZM171 147V146H170ZM207 147H209V146H207ZM229 147H230V145H229ZM146 148V147H145ZM161 148V147H160ZM190 148V147H189ZM196 148V147H195ZM216 148V147H215ZM220 148H221V146H220ZM219 148V149H220ZM147 149L148 148H146L144 151H142V152H140V153H142V157H144V155L147 153ZM172 149H173V147H172ZM188 149V148H187ZM213 149V148H212ZM212 149H210V150H212ZM217 149V148H216ZM223 149V148H222ZM221 149V150H222ZM225 149V148H224ZM232 149V148H231ZM149 150V149H148ZM186 150V149H185ZM195 150V149H194ZM193 150V151H194ZM198 150V149H197ZM206 150V149H205ZM218 150V149H217ZM128 151V150H127ZM129 151H128V153H129ZM139 151V150H138ZM154 151V150H153ZM160 151V150H159ZM172 151V150H171ZM199 151V150H198ZM204 150L202 149V152H203ZM207 151V150H206ZM220 151V150H219ZM229 151V150H228ZM256 156H259L260 155V149L259 148H257L256 150ZM191 152V151H190ZM189 152V153H190ZM194 152H197V151H194ZM207 152H209V151H207ZM206 152V153H207ZM216 152H218V151H215V152H213V153H215V154H217L218 155V153H216ZM160 152H157V154H159ZM172 153V152H171ZM174 153V152H173ZM223 153V152H222ZM224 153H225V150H224ZM229 153H231V152H229ZM20 154V153H19ZM119 154V153H118ZM117 154V155H118ZM185 154V153H184ZM191 154H193V152H191ZM199 154V153H198ZM203 154V153H202ZM214 154V155H215ZM237 154V153H236ZM242 154V153H241ZM29 155H30V153H29ZM113 155V154H112ZM147 155H150L149 153L147 154ZM161 155V154H160ZM197 155V154H196ZM208 155V154H207ZM227 155V154H226ZM229 155V154H228ZM238 155V154H237ZM42 156V155H41ZM126 156V155H125ZM162 156V155H161ZM170 156V155H169ZM176 156V155H175ZM179 156V155H178ZM199 156V155H198ZM202 156V155H201ZM211 156V155H210ZM213 156V155H212ZM230 156V155H229ZM248 156V155H247ZM251 156V155H250ZM255 156V157H256ZM113 157H115V155L113 156ZM117 157V156H116ZM158 157V156H157ZM164 157V156H163ZM182 157V156H181ZM246 157V156H245ZM95 159H96V156L94 157ZM98 158V157H97ZM121 158V157H120ZM136 158V157H135ZM133 159V161H134V164H137V162H138V160L140 159V156H139V159L137 160V159ZM168 158H170V157H168ZM209 158V157H208ZM207 158V159H208ZM211 158V157H210ZM213 158V157H212ZM233 158V157H232ZM248 157H246V159H247ZM258 158V157H257ZM260 158H261V156H260ZM8 159H9V157H8ZM40 159V158H39ZM94 159V160H95ZM117 159V158H116ZM124 159V158H123ZM155 159V161L157 162V160L159 161V160H161V159H159V157H158V159L157 158H154ZM214 159V158H213ZM250 159V158H249ZM55 160V159H54ZM54 160H52V161H54ZM92 160V159H91ZM106 160V159H105ZM112 160V159H111ZM126 160V159H125ZM145 160V159H144ZM259 160H262L263 161V159H259ZM1 161V160H0ZM93 161V160H92ZM116 161V160H115ZM114 161V162H115ZM142 161V160H141ZM141 161H139V162H141ZM165 161V159L163 160V162ZM170 161V160H169ZM168 161V162H169ZM206 161V160H205ZM208 161V160H207ZM215 161H220L221 162V160L220 159H214V162ZM223 161V160H222ZM230 161V160H229ZM253 161V160H252ZM258 161V160H257ZM104 162V161H103ZM138 162V163H139ZM146 162V161H145ZM154 162V161H153ZM161 162V161H160ZM167 162V161H166ZM166 162L164 163V165H166ZM261 162V161H260ZM118 163V162H117ZM133 163V162H132ZM158 163V162H157ZM170 163L172 164V162L170 161ZM175 163V162H174ZM173 163V164H174ZM190 163V162H189ZM192 163V162H191ZM207 163V162H206ZM205 163V164H206ZM226 163V162H225ZM252 163V162H251ZM109 164H110V162H109ZM108 164V165H109ZM112 164V163H111ZM133 164V165H134ZM156 164V163H155ZM162 164V163H161ZM161 164H159V165H161ZM204 164V163H203ZM224 164V163H223ZM253 164H257V163H255V161H254V163ZM259 164V163H258ZM113 165V164H112ZM116 165V164H115ZM143 165V164H142ZM158 165V166H159ZM222 165V164H221ZM229 165V164H228ZM242 165H245V164H242ZM248 165V164H247ZM9 166H12V165H8L7 167H9ZM92 166V167H93ZM104 166V165H103ZM111 166V165H110ZM119 166V165H118ZM124 166V165H123ZM129 166H130V164H129ZM132 166V165H131ZM144 166V165H143ZM163 166V165H162ZM167 166V165H166ZM166 166H165V168H166ZM177 166V165H176ZM195 166H197V165H195ZM223 166V165H222ZM1 167H3V166H1ZM6 167V168H7ZM14 167V166H13ZM19 167H21L20 165H19ZM55 167H57V166H55ZM59 167H61V166H59ZM106 167V166H105ZM109 167V166H108ZM113 167V166H112ZM121 168H122V166H120ZM139 167V166H138ZM156 167V166H155ZM154 167V168H155ZM160 167V166H159ZM159 167H157V168H159ZM168 168L170 167V166H167ZM173 167H175V166H173ZM198 167V166H197ZM224 167V166H223ZM227 167V166H226ZM235 167V166H234ZM15 168H16V166H15ZM30 168V167H29ZM64 168V167H63ZM107 168V167H106ZM124 168H126L125 166H124ZM140 168V167H139ZM153 168V169H154ZM168 168H166V169H168ZM178 168V167H177ZM9 169H10V167H9ZM55 169V168H54ZM57 169V168H56ZM89 169H91V168H89ZM102 169V168H101ZM118 169V168H117ZM120 169V168H119ZM144 169V168H143ZM198 169V168H197ZM228 169V168H227ZM240 169V168H239ZM4 170H5V167L4 168H0V172H2L1 174H3V172H4ZM8 170V169H7ZM17 170V169H16ZM19 170V169H18ZM26 170V169H25ZM43 170V169H42ZM88 170V169H87ZM100 170V169H99ZM104 170V169H103ZM111 170V169H110ZM113 170V169H112ZM111 170V171H112ZM123 170V169H122ZM127 170V169H126ZM136 170V169H135ZM139 170V169H138ZM147 170V169H146ZM160 170H162V169H160ZM165 170V169H164ZM170 170V169H169ZM195 170V169H194ZM199 170V169H198ZM221 170H222V168H221ZM13 171V170H12ZM60 171H62V169H60ZM59 171V172H60ZM84 171H86V169L85 170H83V172ZM89 171V170H88ZM93 171V170H92ZM114 171V173H115V170H113ZM143 170H141V172H142ZM205 171V168L202 166V170H201V172H204ZM10 172V171H9ZM17 172V171H16ZM22 172V171H21ZM57 172V171H56ZM65 172V170L63 171V173ZM101 172V171H100ZM102 172H104V171H102ZM119 172H121V171H119ZM118 172V173H119ZM124 172V171H123ZM126 172V171H125ZM144 172V171H143ZM143 172H142V174H143ZM146 172V171H145ZM148 172V171H147ZM152 171H150V173H151ZM194 172V171H193ZM11 173V172H10ZM13 173V172H12ZM55 173V172H54ZM85 173V172H84ZM89 173V172H88ZM106 173H108V172H106ZM114 173H113V175H114ZM127 173V172H126ZM134 173V172H133ZM138 173H140V172H137L136 174L138 175ZM149 173V172H148ZM198 173V172H197ZM199 173H200V171H199ZM211 173V172H210ZM17 174V173H16ZM22 174V173H21ZM60 174H61V172H60ZM65 174H67L66 172L64 173V175ZM95 174V173H94ZM194 174V173H193ZM196 174V173H195ZM222 174H223V171H222ZM8 175V174H7ZM59 175V174H58ZM57 175V176H58ZM62 175V174H61ZM83 175V174H82ZM87 175H89L90 176V174H87ZM97 175V174H96ZM121 175V174H120ZM129 175H130V171H129ZM136 175V176H137ZM140 175V174H139ZM201 175V174H200ZM210 175V174H209ZM212 175H217V174H215V172L213 171L212 172ZM225 175V174H224ZM29 176V175H28ZM60 176V175H59ZM70 176V175H69ZM89 176H87L88 178H89ZM106 176V175H105ZM125 176H126V174H125ZM147 177H148V175H146ZM150 176H151V174H150ZM196 176V175H195ZM199 176V175H198ZM1 177H2V175H1ZM0 177V178H1ZM6 177V176H5ZM4 177V178H5ZM63 177H65V176H63ZM62 177V178H63ZM73 177V176H72ZM124 177V176H123ZM130 177V176H129ZM139 177V176H138ZM147 177H146V179H147ZM221 177V176H220ZM25 178V177H24ZM57 178V177H56ZM68 178V177H67ZM66 178V179H67ZM90 178L92 179V176H90ZM98 178V177H97ZM101 178H102V176H101ZM111 178V177H110ZM119 178V177H118ZM140 178H141V175H140ZM197 178V177H196ZM209 178V177H208ZM223 178V177H222ZM230 178V177H229ZM233 178V177H232ZM239 178V177H238ZM58 179V178H57ZM84 179V178H83ZM94 179V178H93ZM96 179V178H95ZM99 179V178H98ZM134 179V178H133ZM132 179V180H133ZM143 179H145V178H143ZM1 180V179H0ZM9 180V179H8ZM11 180V179H10ZM31 180V179H30ZM63 180V179H62ZM71 180V179H70ZM75 180V179H74ZM74 180H72V181H74ZM90 180V179H89ZM101 180V179H100ZM99 180V181H100ZM112 180H114V179H112ZM123 180V179H122ZM141 179H139L138 181H140ZM228 180V179H227ZM226 180V181H227ZM233 180V179H232ZM241 180V179H240ZM68 181H69V179H68ZM91 181V180H90ZM102 181V180H101ZM101 181H100V183H101ZM105 181H107V180H105ZM138 181H136V182H138ZM144 181V180H143ZM225 181V182H226ZM236 181V180H235ZM76 182V181H75ZM84 182V181H83ZM88 182V181H87ZM92 182V181H91ZM118 182V181H117ZM135 182V183H136ZM141 182V181H140ZM237 182V181H236ZM5 183H7L6 181H5ZM69 183H71V182H69ZM93 183H94V181H93ZM97 183V182H96ZM110 183V182H109ZM144 182H142V184H143ZM208 183V182H207ZM223 183V182H222ZM227 183V182H226ZM74 184V183H73ZM72 184V185H73ZM88 184H90V183H88ZM115 184V183H114ZM118 184V183H117ZM125 184H126V182H125ZM133 184V183H132ZM138 184H140L139 182H138ZM229 184V183H228ZM3 185H4V183H3ZM76 185H77V183H76ZM106 185V184H105ZM108 185V184H107ZM106 185V186H107ZM119 185V184H118ZM129 185H131V184H129ZM136 185V184H135ZM209 185V184H208ZM218 185V184H217ZM227 185V184H226ZM80 186H82V185H80ZM84 186H85V184H84ZM92 186H96V185H92ZM92 186H90V187H92ZM109 186V185H108ZM142 186V185H141ZM73 187V186H72ZM77 187V186H76ZM110 187H111V185H110ZM130 187H133V186H130ZM79 188H81V187H79ZM124 188V187H123ZM74 189V188H73ZM85 189V188H84ZM87 189H89V188H87ZM96 189V188H95ZM104 189V188H103ZM121 189H122V187H121ZM80 190L81 189H79V193H80ZM92 190V189H91ZM90 190V191H91ZM94 190V189H93ZM105 190V189H104ZM130 190V188L128 189V191ZM77 191V190H76ZM99 191H101V190H99ZM112 191V190H111ZM82 192V191H81ZM86 192V191H85ZM84 192V193H85ZM102 192V191H101ZM113 192V191H112ZM98 193V192H97ZM105 193H107V192H105ZM184 193V192H183ZM76 194V193H75ZM92 194V193H91ZM99 194V193H98ZM80 195V194H79ZM85 195V194H84ZM83 195V196H84ZM76 196H77V194H76ZM95 196V195H94ZM100 196V195H99ZM147 196V195H146ZM149 196V195H148ZM180 196V195H179ZM208 196V195H207ZM215 196V195H214ZM80 197V196H79ZM78 198V197H77ZM90 198V197H89ZM207 198V197H206ZM94 199V198H93ZM176 199H178L177 197H176ZM218 199H219V197H218ZM86 200V199H85ZM88 200V199H87ZM95 200V199H94ZM97 201V200H96ZM85 202H87V201H85ZM88 203V202H87ZM95 203H97V202H95ZM93 204V203H92ZM91 205V204H90ZM95 205H97V204H95ZM88 206V205H87ZM94 206V205H93ZM96 207V206H95ZM94 207V208H95ZM214 207V206H213ZM88 208V207H87ZM166 208V207H165ZM93 209V208H92ZM100 209V208H99ZM105 209V208H104ZM96 210V209H95ZM104 211V210H103ZM155 211V210H154ZM34 212V211H33ZM90 212H92V211H90ZM108 212V211H107ZM95 213V212H94ZM97 213V212H96ZM109 213V212H108ZM92 214V213H91ZM102 214V213H101ZM157 214V213H156ZM208 214V213H207ZM103 215V214H102ZM166 215V214H165ZM173 215H174V213H173ZM108 216V215H107ZM161 216V215H160ZM164 216V215H163ZM162 216V217H163ZM171 217V216H170ZM99 218V217H98ZM102 218V217H101ZM89 219H91V217L89 218ZM103 219V218H102ZM108 219V218H107ZM166 219V218H165ZM168 219V218H167ZM20 220V219H19ZM22 220V219H21ZM93 220V219H92ZM101 220V219H100ZM110 220V219H109ZM91 223L93 222V221H90ZM104 223H105V220L103 221ZM109 222V221H108ZM20 223V222H19ZM97 224V223H96ZM103 224V223H102ZM110 225H111V223H110ZM89 226V225H88ZM91 226V225H90ZM109 226V225H108ZM106 227H107V225H106ZM89 228V227H88ZM96 228V227H95ZM94 228V229H95ZM115 228V227H114ZM103 229H105V228H103ZM102 229V230H103ZM92 230V229H91ZM96 230V229H95ZM102 232V231H101ZM103 232H104V230H103ZM29 233H31V232H29ZM29 235V234H28ZM95 235H96V233H95ZM31 236V235H30ZM29 236V237H30ZM97 236V235H96ZM32 239V238H31ZM28 244H29V241H28ZM26 249V248H25ZM27 250V249H26Z\"/></svg>",
    "mask_w": 264,
    "mask_h": 264
}]
</instances>
